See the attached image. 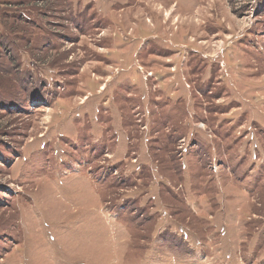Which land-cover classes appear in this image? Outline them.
I'll return each mask as SVG.
<instances>
[{
  "label": "rangeland",
  "instance_id": "374dc122",
  "mask_svg": "<svg viewBox=\"0 0 264 264\" xmlns=\"http://www.w3.org/2000/svg\"><path fill=\"white\" fill-rule=\"evenodd\" d=\"M0 264H264V0H0Z\"/></svg>",
  "mask_w": 264,
  "mask_h": 264
},
{
  "label": "trees",
  "instance_id": "16d2710c",
  "mask_svg": "<svg viewBox=\"0 0 264 264\" xmlns=\"http://www.w3.org/2000/svg\"><path fill=\"white\" fill-rule=\"evenodd\" d=\"M22 19V18H21Z\"/></svg>",
  "mask_w": 264,
  "mask_h": 264
}]
</instances>
